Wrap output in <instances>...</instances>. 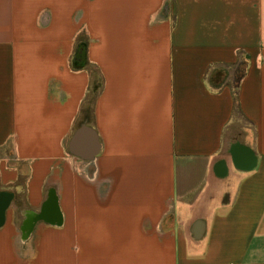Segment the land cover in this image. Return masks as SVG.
I'll return each mask as SVG.
<instances>
[{
    "label": "crops",
    "instance_id": "crops-1",
    "mask_svg": "<svg viewBox=\"0 0 264 264\" xmlns=\"http://www.w3.org/2000/svg\"><path fill=\"white\" fill-rule=\"evenodd\" d=\"M0 264H264V0H0Z\"/></svg>",
    "mask_w": 264,
    "mask_h": 264
},
{
    "label": "trees",
    "instance_id": "trees-1",
    "mask_svg": "<svg viewBox=\"0 0 264 264\" xmlns=\"http://www.w3.org/2000/svg\"><path fill=\"white\" fill-rule=\"evenodd\" d=\"M244 64H238L237 66V70L235 72V80H234V86L233 89L234 91H236L237 89V85L239 83V80L242 78L243 74H244ZM214 73V74H213ZM210 79L208 80V83L210 84V86L214 89H219L221 88L224 84L222 82H219L217 80V73L213 72ZM226 76V73H223ZM97 81V82H96ZM100 88V82L99 80H93L92 84H91V88H90V93H89V103L92 102L94 96L96 95L98 89ZM91 95V96H90ZM88 110H86L87 112Z\"/></svg>",
    "mask_w": 264,
    "mask_h": 264
},
{
    "label": "rangeland",
    "instance_id": "rangeland-1",
    "mask_svg": "<svg viewBox=\"0 0 264 264\" xmlns=\"http://www.w3.org/2000/svg\"><path fill=\"white\" fill-rule=\"evenodd\" d=\"M233 70H228L224 67H215L213 69H211L209 72H208V75H207V78L208 80L210 79L211 75L213 72L217 73V80L219 82H222L223 84H232V80H233V77H229V74L231 75L233 72ZM93 75H94V79L93 80H97L96 78V74H95V71L93 70ZM223 73H226V76L223 74ZM214 74V73H213ZM97 82V81H96ZM91 96V95H90ZM87 103V102H86ZM86 109L89 110L90 112V108L91 106L89 105V103L86 104Z\"/></svg>",
    "mask_w": 264,
    "mask_h": 264
},
{
    "label": "water",
    "instance_id": "water-1",
    "mask_svg": "<svg viewBox=\"0 0 264 264\" xmlns=\"http://www.w3.org/2000/svg\"><path fill=\"white\" fill-rule=\"evenodd\" d=\"M75 138V137H74ZM75 141H74V139H73V141L71 142V146L73 147V146H75Z\"/></svg>",
    "mask_w": 264,
    "mask_h": 264
}]
</instances>
